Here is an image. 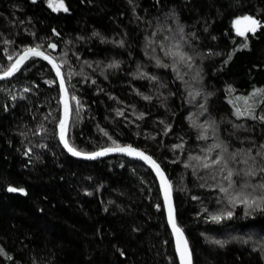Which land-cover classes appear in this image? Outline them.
Here are the masks:
<instances>
[{
	"label": "trees",
	"instance_id": "obj_1",
	"mask_svg": "<svg viewBox=\"0 0 264 264\" xmlns=\"http://www.w3.org/2000/svg\"><path fill=\"white\" fill-rule=\"evenodd\" d=\"M64 4L0 0V72L28 47L51 52L71 100L72 146L152 154L171 179L193 264H264V210L232 201L264 183V0ZM243 15L260 22L254 34H237ZM60 118L44 59L0 81V264H180L153 170L121 154L71 155Z\"/></svg>",
	"mask_w": 264,
	"mask_h": 264
},
{
	"label": "snow or ice",
	"instance_id": "obj_2",
	"mask_svg": "<svg viewBox=\"0 0 264 264\" xmlns=\"http://www.w3.org/2000/svg\"><path fill=\"white\" fill-rule=\"evenodd\" d=\"M36 0H33V3H35ZM48 2V6L50 8H52L53 11H68V8L65 7L64 5V0H47ZM243 20L247 22V27H245L243 30H241L239 27L237 28V34L244 36L246 32H252L253 34L255 33V31L261 26L260 22L250 16H245L243 17ZM240 21H237V24H239ZM96 35V34H94ZM48 47L55 49L56 45L55 44H49ZM40 46L37 45L36 48H26L24 50V54L22 56H20V58L17 60V62L15 64H12L11 67H9L4 75L5 76H10L12 75L14 72L19 70V67L22 63H24V61H26L29 57L31 56H40L43 57V59L48 60L49 63L53 64V67L56 68L57 70V75H60L59 72V67L53 63V61L50 59L49 56L44 55L43 52H41L39 50ZM9 59H11V57H9ZM181 59H183V57H181ZM159 63V61H158ZM110 66H114V65H110ZM153 79H155L153 77ZM49 83H52L51 81H49ZM61 89L62 91H66L63 88V84H64V80L61 77ZM73 99H75V97H73ZM69 114V106L67 101H65V117L66 119L61 121V140L64 142V146L65 148L72 153V155L75 156H79V155H87L88 158H95L96 156H102L107 154L110 151H120V152H126L129 155H135L137 157H139L140 159H143L145 161H147L148 163H150L152 165V167L156 170L157 174L160 176L161 178V183H162V190H163V194H164V201H165V205L168 209V221L169 224L172 227L173 230V234L175 235L176 238V251L179 254V258H180V264H192L191 261V253L188 247V241L187 239L184 237V233L183 230L177 225L176 222V218H175V214H174V209L172 207L171 204V191H172V186L171 184L166 180V178L164 177L163 172L160 170V166L154 161L152 160V158L150 156L145 155L143 152L138 151L134 148H132L131 146H127V147H120L119 145H116L114 148H103L101 151L99 152H95V153H91V154H83L80 151H78L76 148L72 147L69 145L68 141L65 139V129H66V124H67V116ZM261 119H264V117H262ZM216 147H219V145H217ZM262 148H264V145L261 146ZM260 153H258L259 155ZM235 155V154H233ZM214 163H219V161H214ZM245 163H247V161H245ZM205 167H208L209 165L205 164ZM260 172H264V166H262L259 169ZM237 175H239V173H236ZM255 173L252 170H249L246 175L248 176H252ZM232 176H233V172L229 171L227 177H225L226 179L229 180V186H231L234 182L232 181ZM250 185H248V183L246 182L244 185H242L241 187H248ZM251 187L253 188V191L256 190V188H260L261 194L259 196H252L251 194L248 195H237L235 197L232 198V201L235 202L236 200H239L240 203L246 205L247 208L249 209H253V208H258L261 210H264V183H260L258 185H251ZM8 191L10 192H16V191H20L23 192V189H16V188H8ZM221 191L227 192L228 189L227 188H222ZM159 207V206H158ZM228 218H230L232 216V213L229 211L225 214ZM212 220L214 221H219L221 219V215H213ZM216 243L218 244H222V242L220 241H216Z\"/></svg>",
	"mask_w": 264,
	"mask_h": 264
},
{
	"label": "water",
	"instance_id": "obj_3",
	"mask_svg": "<svg viewBox=\"0 0 264 264\" xmlns=\"http://www.w3.org/2000/svg\"><path fill=\"white\" fill-rule=\"evenodd\" d=\"M65 5V4H64ZM51 44H55L56 45V48L55 49H52L51 48V50H53V51H57L58 50V45H57V43H55V42H52ZM28 48H36V47H28ZM39 50L41 51V52H43L44 53V55H47V56H49L50 57V59L53 61V63H55L58 67H59V72H60V75L58 76L57 75V70H56V68H54L53 67V64L52 63H49V61L48 60H45V61H47L52 67H53V69H54V71H55V74H56V76H57V79H58V82H59V84H60V88H61V83H60V81H61V77L63 78V80H64V84H63V88L66 90V91H62V89H61V118H60V122H59V124H58V133H59V138H60V141H61V143H62V145L64 146V142L61 140V121H63V120H65L66 119V117H65V101H67V103H68V106H69V114H68V116H67V124H66V129H65V132H64V135H65V139L68 141V143H69V145L70 146H72L71 145V143H70V141H69V137H68V134H69V127H70V120H71V109H72V106H71V100H70V97H69V94H68V88H67V84H66V81H65V78H64V75H63V71H62V68H61V66H60V64L58 63V61L56 60V58L54 57V55L51 53V52H49V51H47V50H45V49H43V48H39ZM24 54V50L15 58V60L13 61V63L12 64H15L16 62H17V60L20 58V56H22ZM32 57V56H31ZM36 57H40V56H36ZM30 58V57H29ZM40 58H42L43 59V57H40ZM28 60V59H27ZM26 60V61H27ZM26 61H24V63H22L21 65H20V67H19V70L23 67V65L26 63ZM11 64V65H12ZM11 65H10V67H11ZM18 70V71H19ZM18 71H16V72H18ZM16 72H14L13 74H15ZM4 73H5V71L4 72H0V81L1 80H4V79H6V78H9V77H11L12 75H10V76H5L4 75ZM120 147H127V146H131L132 148H134V149H136V150H138V151H141V152H143L145 155H147V156H150L151 158H152V160H154L159 166H160V170L163 172V174H164V177L166 178V180L171 184V186H172V191H171V204H172V207H173V209H174V214H175V218H176V203H175V197H174V190H173V185H172V182H171V179H170V177H169V175H168V173L166 172V170L163 168V166L160 164V162L152 155V154H150L147 150H145L144 148H142V147H138V146H135V145H132V144H124V145H119ZM72 147H74V146H72ZM115 146H106V147H103V148H114ZM64 148H65V146H64ZM75 148V147H74ZM103 148H100V149H98V150H94V151H83V150H80V149H77L78 151H80L81 153H83V154H91V153H95V152H99V151H101ZM66 149V148H65ZM67 150V149H66ZM68 151V150H67ZM69 152V151H68ZM70 153V152H69ZM71 155H72V153H70ZM110 154H121V155H125V156H128V157H130V158H132V159H135V160H138V161H141V162H143L145 165H147L149 168H151L152 170H153V172L155 173V175H156V177H157V179H158V181H159V184H160V188H161V192H162V195H163V199H164V194H163V190H162V183H161V178H160V176L157 174V172H156V170L152 167V165L150 164V163H148L147 161H145V160H143V159H140L139 157H137V156H135V155H129V154H127L126 152H120V151H110V152H108L107 154H105V155H102V156H96L95 158H88L87 157V155H79V156H75V155H73V156H75V157H78V158H81V159H89V160H92V159H98V158H101V157H104V156H106V155H110ZM164 203H165V201H164ZM165 208H166V212H167V218H168V209H167V207H166V205H165ZM169 222V221H168ZM176 222H177V218H176ZM170 225V224H169ZM177 225L179 226V224H178V222H177ZM170 227H171V225H170ZM180 227V226H179ZM181 228V227H180ZM182 229V228H181ZM171 230H172V227H171ZM183 230V229H182ZM172 233H173V230H172ZM183 233H184V237L187 239V236H186V234H185V232H184V230H183ZM173 236H174V241H175V247H176V238H175V235L173 234ZM187 241H188V239H187ZM188 247H189V250H190V253H191V261H192V264H193V255H192V250H191V247H190V244H189V241H188ZM178 254V253H177ZM178 257H179V254H178ZM179 260H180V258H179Z\"/></svg>",
	"mask_w": 264,
	"mask_h": 264
},
{
	"label": "rangeland",
	"instance_id": "obj_4",
	"mask_svg": "<svg viewBox=\"0 0 264 264\" xmlns=\"http://www.w3.org/2000/svg\"><path fill=\"white\" fill-rule=\"evenodd\" d=\"M245 16H250V15H243V16H238V17L235 18V20H234V26H235L236 31H237V28L238 27L241 30H243L245 27H247V22L243 20V17H245ZM250 17H252V16H250ZM252 18H254V17H252ZM237 21H240V23L237 24Z\"/></svg>",
	"mask_w": 264,
	"mask_h": 264
}]
</instances>
